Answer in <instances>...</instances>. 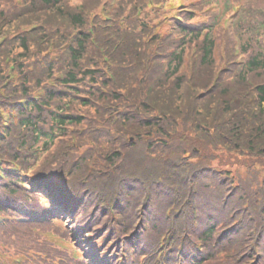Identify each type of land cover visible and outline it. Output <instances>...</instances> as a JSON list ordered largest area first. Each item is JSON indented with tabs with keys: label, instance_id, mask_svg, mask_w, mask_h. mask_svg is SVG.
Wrapping results in <instances>:
<instances>
[{
	"label": "trees",
	"instance_id": "1",
	"mask_svg": "<svg viewBox=\"0 0 264 264\" xmlns=\"http://www.w3.org/2000/svg\"><path fill=\"white\" fill-rule=\"evenodd\" d=\"M108 1L0 0V38H8L0 44V105L4 108L5 96L16 104L20 97L30 99L8 149L15 152L16 145L33 144L23 171L11 178L14 187L8 192L9 200L0 202L1 211H13L10 200L16 204L15 199L22 197L31 210L37 207L39 214L49 216L52 224L64 216L54 196L61 199L64 194L76 213L82 203L75 200L76 189L71 186L81 184L59 181L56 170L67 168L75 154H82L71 175L78 182L96 152L101 162L95 180L101 174L112 181L99 185L88 180L86 188L89 185L110 198L112 190H121V179L129 190L121 212L116 202L98 208L91 226L93 234H99L98 243L109 235V243L120 241L133 228L137 207L148 196L154 204L147 212L154 211V218L146 238L150 244L142 248L143 253L166 231L164 209L170 207L182 232L176 231L171 240L186 233L182 231L186 223L192 236H201L205 243L197 264H264V47L251 48L252 32L264 29V10L245 9L236 20L242 47L249 52L243 72L233 83L206 92L217 67L211 28L200 39L198 30L179 26L184 38L173 41L159 35L157 25L132 20L134 9L119 21L128 6L139 3L144 15L153 10L146 0H118L109 28L98 14L100 4ZM93 11L96 17L91 23ZM194 43L198 56L191 47ZM49 55H55L53 61ZM40 58L46 60L44 70ZM42 89L48 91L42 103L55 102L48 117L42 104L31 100ZM111 116L117 118L113 127L108 123ZM103 119L108 121L98 133ZM71 128L74 134L78 128L86 131L81 137L86 145L73 156L62 154L63 143L58 142L70 138ZM89 130L94 132L92 141L85 140ZM1 144L5 146V140ZM29 172L41 180V198L32 194ZM141 179L147 185L141 186ZM193 197L202 212L198 229L191 225L188 213ZM241 221L242 227L234 228ZM213 240L219 244L217 249ZM256 251L260 262L253 263Z\"/></svg>",
	"mask_w": 264,
	"mask_h": 264
},
{
	"label": "rangeland",
	"instance_id": "2",
	"mask_svg": "<svg viewBox=\"0 0 264 264\" xmlns=\"http://www.w3.org/2000/svg\"><path fill=\"white\" fill-rule=\"evenodd\" d=\"M160 1L164 2L165 0H160ZM216 1H217V4H218V6L220 8L225 7L226 2H228V5L230 4L232 6H235V4H241V3L244 2V0H216ZM251 5H252L253 9H255V8H259L260 9L261 8V9L264 10V0H255ZM248 21H249V18L247 17L245 19V22L247 23ZM252 36L254 38V42L252 43L251 48H253V46L255 44H256V48H258L259 45L264 47V29H263V31L261 29H259V31L252 32ZM142 153H144V152L142 151ZM59 225L64 228L63 224H59ZM43 229L44 230L39 232L40 233V237L41 236L48 237L53 242V244L56 247H47L45 249V251H44V257H39L35 263H37V262H39V263L46 262V264L47 263L48 264H83L81 261H76V259H74V258L71 259L70 258L71 256L70 257L67 256V252L68 251H72L75 248V246L69 247L70 245L65 243V242L68 241L67 235L62 237L60 235V233H57V229L55 231L53 228H51L49 226H47V227H45ZM56 238H59L61 241L56 239ZM0 245H4V244H0ZM10 249H9V251L14 252L13 249H11V250ZM3 250H4V248H0V253L1 254H2ZM13 254H15V253H13ZM75 256L78 257V258H82V256H78L77 254ZM4 257H6V256H4ZM15 258L20 260L21 264H35L33 262L26 261L25 258L21 257V256H17V257L15 256ZM58 259H60L62 261H60ZM45 260H47V261H45ZM8 264H11V261H8Z\"/></svg>",
	"mask_w": 264,
	"mask_h": 264
}]
</instances>
